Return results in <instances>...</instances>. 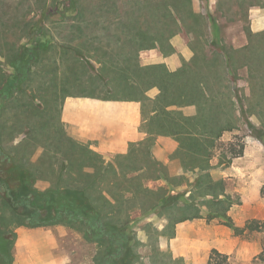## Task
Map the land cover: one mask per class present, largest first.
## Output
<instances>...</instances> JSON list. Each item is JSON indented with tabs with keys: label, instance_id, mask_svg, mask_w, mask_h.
I'll list each match as a JSON object with an SVG mask.
<instances>
[{
	"label": "trees",
	"instance_id": "obj_1",
	"mask_svg": "<svg viewBox=\"0 0 264 264\" xmlns=\"http://www.w3.org/2000/svg\"><path fill=\"white\" fill-rule=\"evenodd\" d=\"M177 1L179 4L176 5L156 4L153 7L147 2L129 0L126 3L131 7L124 13L120 12V7L115 2V15L106 27L116 25L122 35L105 39L98 35L89 37L79 47L69 43L56 45L61 58L73 60L74 69L76 66L82 68V71L73 76V81L86 82V85L78 90L80 93L73 92L67 95L99 101L150 103L147 110L150 116L144 123L145 129L152 136L150 138H153V135L173 138L178 143L175 154L182 168L188 171L198 169L201 172L192 186L189 201L184 200L181 205L179 195H175L168 206H160L168 192L165 187H160L156 191L145 189L150 196L148 203L153 208H159L157 216L166 219L163 230L157 231L158 236L160 234L173 237L177 223L202 218V209L206 211L207 221L222 219L236 235H240L244 230L264 232L263 221H247L244 229L234 225L227 211L238 201L225 194L223 180H213L208 173L212 168L210 160L216 141L224 132L231 131L235 122L233 87L225 83L228 81L225 71L222 74H208V78L203 80L198 79L199 73L196 74L195 71H191L192 76H187L188 69H193L192 61L191 65L186 62L178 69L170 71L163 64L142 65L138 60V54L144 50L158 49L164 55L174 52L170 39L182 29L179 18L194 17L191 0ZM2 2L7 0H0V4ZM148 6L152 13L145 18L144 10L146 12ZM65 9L68 10L64 8L59 13H63ZM49 15L47 13V16ZM82 16V11L77 9L74 18ZM99 18V15H95V19ZM19 23L20 19L16 15H10L6 22L0 20L1 28L5 27L8 30L16 28ZM84 23L88 25L86 21ZM22 25L23 32L28 36L30 25L26 14ZM81 28L79 26L77 30L81 32ZM244 33L248 45L240 50L249 49L251 53L256 46L253 41L263 37L264 33L254 35L248 28L244 29ZM2 44L0 57L4 63L18 70L20 81H23L25 76L18 69L19 66L29 68L31 63H36L49 47L35 40L31 41V47L27 51L17 50L15 45L8 41ZM80 48H84L85 53H82ZM5 50L9 51L5 54L3 53ZM226 58L230 63L235 61L233 54L226 53ZM91 59L98 67L94 68L90 63ZM256 61L248 63L247 67L253 96L252 104L247 107V114L256 116L264 128V58L260 60L261 62ZM1 79L2 76L0 83ZM12 84V91L17 92L20 83ZM152 88H156L158 94L153 100H149L145 93ZM2 92L0 89V107L1 102L5 100ZM187 106L195 107L194 116H185L182 113L180 109ZM40 111L45 113V109ZM12 139L13 136L10 135V140ZM56 142L59 146V148L56 146V153L60 152L58 159H61L60 166L56 168L51 164L44 169L42 156L36 163H32L30 155L27 156L21 151L23 147L16 146L11 152L5 153L6 158L0 153V264H13L16 228H37L57 224L81 233L88 243H96L98 253L94 258V264H111L116 258H121L125 264H134V247L129 245V240L123 233L128 215L123 212L121 201L113 205L102 195L96 198L91 194L95 186L93 178L96 176L113 177L111 181L108 179L105 187L112 193V188L117 186L115 179L121 177L132 185V180L138 179L139 175L128 177L127 173L137 170L125 164L121 167L118 177L110 164L104 165L98 154L73 141L63 131L58 134ZM242 151L243 145L237 151L233 150L230 159L223 163L228 165L231 158L241 156ZM148 157L146 170L150 172L149 179L162 178L169 186L179 185L181 179H170L164 167L154 161L151 155ZM84 167L92 168V173L84 174L82 172ZM46 173L54 176L52 185L48 191L38 192L33 183ZM12 177L15 181L11 179ZM115 189L119 193L115 197H123L126 191L130 192L126 187ZM43 211L46 215H43L45 214ZM177 263L178 261H172L169 264ZM208 264H227V257L212 250Z\"/></svg>",
	"mask_w": 264,
	"mask_h": 264
},
{
	"label": "rangeland",
	"instance_id": "obj_2",
	"mask_svg": "<svg viewBox=\"0 0 264 264\" xmlns=\"http://www.w3.org/2000/svg\"><path fill=\"white\" fill-rule=\"evenodd\" d=\"M127 1L129 0H7V2L0 4L1 21L6 22L10 15H16L20 19L16 28L8 30L0 26V46H3V42L8 41L14 44L17 50L27 51L31 47V41L35 40L42 43L43 46L49 45L50 47L41 54L36 63H31L29 68L19 66L18 69L25 76L23 81H20L18 70L10 64L4 63L0 57V76H2L0 89L5 98L0 107L2 111L0 112V151H3V156L5 153L11 152L15 148L11 146L12 143L17 142L19 148L23 147L21 151L27 156L30 155L31 159L38 157V160L42 156L44 169H47L51 164L55 168L60 166L61 159H58L60 152L56 153V146H58L56 139L60 131L66 135V128L61 121L64 104L67 99H83V97L68 96L67 93H80L78 90L84 87L86 82L73 81V76L82 71V68L76 66L74 69L73 60L61 58L59 48L55 46L69 43L79 47L89 37L98 35L105 39L122 35L116 25L109 28L106 26L109 25L115 15V2L120 7V12L124 13L131 7L126 3ZM17 2L20 4H16ZM140 2H147L153 7L156 4H164L165 6L179 4L177 0H140ZM256 2L257 4H264V0H191L194 17L183 16V18H179L182 29L170 39L174 52L164 55L158 49H150L138 54V60L141 64H163L168 70H170L168 68L170 64H166L165 59L171 58L180 65L186 62L191 65L192 61L193 67L191 68L193 69H188L187 76H192L191 71H195L196 74L199 73L198 79L203 80L208 78V74H222L225 71L226 77H228V81L225 83H229V86L233 87L232 98L238 116L232 124V130L226 133L223 140H218L216 143L214 156H221L219 161L222 162H226L227 158L230 159L231 152L237 151L243 145L242 140L245 136L254 137L257 135L259 137L258 135L261 133L259 128L254 125L257 122L251 123L245 118L247 107L253 101L247 67H249L248 63H252L254 60L259 62L263 60L264 36L253 41L256 46L251 53L249 49L242 51L240 50L242 48L234 49L229 44L230 36H236L240 28L243 30L247 28L245 9ZM234 6L240 7L241 10L234 9ZM64 8L68 10L65 9L63 13H59ZM77 9L82 11L83 16L75 19ZM47 13L50 15L47 16ZM149 13L152 12L148 6L146 12L144 10L145 18ZM25 14L30 25L27 32L28 36L23 32L22 25ZM94 14L99 15L100 18L95 19ZM85 21L88 25L84 23ZM79 26L82 27L81 32L77 30ZM103 43L107 42L103 41ZM52 46L54 47L52 48ZM182 49L186 51L185 57L180 53ZM80 50L85 53L84 48H80ZM7 51L9 50H5L3 53L6 54ZM226 53L233 54L235 61L230 63L226 58ZM156 54L157 56H155ZM90 63L94 68L98 67L92 59ZM258 76L261 77L260 72ZM13 82L20 83L17 92L12 91ZM145 103H147L145 107L149 108L150 103ZM44 109L45 113L40 111H44ZM259 127H262L261 123H259ZM55 132L58 134L56 135ZM10 135L16 137L11 144ZM153 141L154 138H150L147 142L152 143ZM80 144L85 147L88 146L83 143ZM137 151L132 156L128 166L133 169L144 166L147 168V154L142 149ZM2 166L6 167L4 164ZM87 169L92 168L87 167ZM131 172L133 171H128L129 174ZM149 175L150 172L146 171L142 177L133 179L132 185L123 179H115L117 183L115 188L126 187L127 190H130L121 197V207L124 213L128 215L125 223L127 224L131 219L128 226L126 225L125 235L129 240V245L134 247V264H169L173 261L172 254L159 249L157 233L160 227L157 216L159 208H153L148 203L150 196L145 192V189L159 187L160 182L151 181L148 178ZM11 179L15 181L13 177ZM78 184L80 183L78 182ZM101 188V183H99L94 191L96 192ZM260 192L262 208L264 209V186ZM234 198L239 200L240 204V198L236 195ZM52 199H56V197H52ZM55 206L57 207L56 204ZM42 213L46 215L45 211ZM254 220L264 222V219L255 218ZM248 221L252 220L248 219ZM15 233V244H17L22 233L45 243L42 246L47 248L46 254H49L45 264H94V258L98 253L96 243L86 242L81 233L79 234L62 224L37 228L18 227L15 229ZM247 238L248 240L260 241L262 248L246 264H264V232H250ZM15 247L13 264H37L36 260L32 259L29 248L25 245L19 249L17 246ZM254 252L256 250L249 251V253ZM111 264H125V261L116 258V260L111 261ZM227 264H229L228 261Z\"/></svg>",
	"mask_w": 264,
	"mask_h": 264
},
{
	"label": "crops",
	"instance_id": "obj_3",
	"mask_svg": "<svg viewBox=\"0 0 264 264\" xmlns=\"http://www.w3.org/2000/svg\"><path fill=\"white\" fill-rule=\"evenodd\" d=\"M234 9L241 10L238 6H234ZM245 11L247 28L254 35L263 34L264 4H257L256 2L249 6L248 9H245ZM229 44L234 49L248 45L243 28H240L236 36L229 37ZM180 53L183 57L186 56V51L183 49ZM159 55L162 56L161 54ZM164 61L166 64H170L168 67L170 71L181 67L180 63H176L171 58ZM157 94L158 90L156 88H152L145 93L149 100H153ZM146 104L135 101H99L88 98L67 99L63 107L61 121L66 128L67 137L88 145L87 148L98 154L104 165L110 164L114 168L118 177H120L121 167L130 162L138 149H142L147 154L148 162V156L151 155L154 161L164 167L170 179H181V182L174 187L169 186L162 178L151 179V181H158L160 184L158 185L159 187L149 190L156 191L160 187L167 188L168 192L160 205L162 207L168 206L175 195H179V204L181 205L184 200L189 201L188 197L192 186L201 172L198 169L188 171L182 168L178 156L175 154L178 149V143L173 138L153 135L154 141L152 143L147 142L152 136L145 129L144 124L145 119L150 116V113H147ZM180 110L185 116H194L196 114L194 106L183 107ZM237 116L238 113L235 112V120ZM245 119L251 123L257 122L254 125L261 132L258 135L259 137L257 135H254V137L245 136L242 140L243 151L241 156L231 159L228 165L223 162L220 163L221 156H214L215 145L213 157L210 160L212 168L208 171L213 180L224 181L225 194L233 199H235L234 195L240 198V204L238 200L227 211L228 217L240 229L245 228L248 219H264L263 203H261L262 199L260 198L262 197L260 190L264 186V129L259 127L260 121H258L259 119L256 116L247 114ZM229 132H224L218 140H223L226 133ZM15 138L13 136L10 144ZM18 145L19 143L15 142L11 146L16 147ZM0 153L4 154L3 151H0ZM4 158H6V155ZM37 158H30V161L35 163ZM136 170V172L128 173V177L139 175L140 178L147 171L145 166L137 167ZM92 171V169L88 170L87 167L83 168L84 174L92 173ZM112 178L111 176L103 178V176L100 177L99 175L93 178L95 181L94 188L99 183H101L102 188L96 192L92 191L91 195L96 198L102 195L104 199L115 205L119 200L121 201V197H115L119 193L113 186L112 190L114 193L113 191L110 193L105 188ZM53 180V175L49 173L43 174L34 181L33 187L38 192H46L50 189ZM82 199L84 200L85 197H82ZM201 215L202 218L200 219L177 223L174 227V236L171 238L160 234L158 236L159 249L172 254L173 261H178L177 264H208V257L212 250L226 256L229 264H246L262 248L260 241L248 240L249 231L244 230L240 235H236L222 219L215 218L207 221L205 209L201 210ZM130 220L127 224L125 223L123 233L126 232V225L128 226L131 222ZM158 222L160 227L157 231L161 232L166 225V219L159 217ZM43 244H45L43 241L22 233L15 246L19 249L25 245L30 249L29 253L37 264L38 262L39 264H45L49 254H46L47 248H43ZM252 250H256V252L249 253Z\"/></svg>",
	"mask_w": 264,
	"mask_h": 264
},
{
	"label": "flooded vegetation",
	"instance_id": "obj_4",
	"mask_svg": "<svg viewBox=\"0 0 264 264\" xmlns=\"http://www.w3.org/2000/svg\"><path fill=\"white\" fill-rule=\"evenodd\" d=\"M3 191V190H2Z\"/></svg>",
	"mask_w": 264,
	"mask_h": 264
}]
</instances>
